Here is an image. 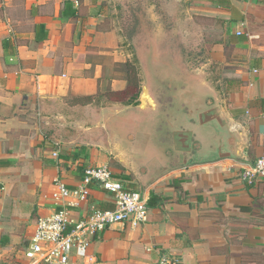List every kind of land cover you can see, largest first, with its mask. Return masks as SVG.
Masks as SVG:
<instances>
[{"label":"crops","instance_id":"obj_1","mask_svg":"<svg viewBox=\"0 0 264 264\" xmlns=\"http://www.w3.org/2000/svg\"><path fill=\"white\" fill-rule=\"evenodd\" d=\"M126 2L0 0V264H21L39 216L113 208L96 185L55 200V180L75 189L87 167L149 201L146 222L92 240L96 264H264V180L240 177L264 153V0L143 3L136 29ZM126 62L139 92L109 100Z\"/></svg>","mask_w":264,"mask_h":264},{"label":"built area","instance_id":"obj_2","mask_svg":"<svg viewBox=\"0 0 264 264\" xmlns=\"http://www.w3.org/2000/svg\"><path fill=\"white\" fill-rule=\"evenodd\" d=\"M79 6L84 0H71ZM227 172H230L228 169ZM242 180L253 185L264 180V153L255 162L243 168ZM90 185H96L112 194L111 210H94L87 216L74 219L70 207L61 206L47 216H39L26 246L22 249L21 264H96L88 248L92 240L100 236L113 224L122 223L138 226L147 220L148 207L145 196L136 191H128L121 180L108 167H87L83 171L80 185L68 189L55 180L56 201L69 198H84ZM155 264H181L176 258L163 254Z\"/></svg>","mask_w":264,"mask_h":264},{"label":"rangeland","instance_id":"obj_3","mask_svg":"<svg viewBox=\"0 0 264 264\" xmlns=\"http://www.w3.org/2000/svg\"><path fill=\"white\" fill-rule=\"evenodd\" d=\"M152 1L159 4L158 1L164 3L167 0H129L128 3L126 2V6L128 7V11L124 10L126 12V17L123 14H121L120 19L122 21L125 20L128 24H125L122 27H124V29H128L130 27H132V29L133 28L136 29L137 27L136 21H137L138 15L142 12V4L150 3ZM176 1L184 2L185 0H176ZM132 16H134L135 18H133ZM196 21L197 23H199L200 25L204 27L211 25L208 21H205V20L198 19ZM123 47L125 51H128V53L130 54H131V50L134 51L135 49L134 46H131V44L129 47L127 42L123 45ZM209 47L210 45H208V41H205V44H202V41H200L199 31L194 29L193 31V51H192V57H191V60H193L194 66L200 67L202 63L206 62V60L208 59ZM110 171L112 172L111 169ZM112 174L114 173L112 172Z\"/></svg>","mask_w":264,"mask_h":264},{"label":"trees","instance_id":"obj_4","mask_svg":"<svg viewBox=\"0 0 264 264\" xmlns=\"http://www.w3.org/2000/svg\"><path fill=\"white\" fill-rule=\"evenodd\" d=\"M5 44V43H3ZM125 69L127 74V88L122 92H106L105 96L107 99L112 101H124L126 99H134L138 92H139V86H138V80L136 75V68L130 63H125ZM81 101H91V98H85L81 99ZM264 100H262V103ZM91 187H95L93 185H90ZM125 187V186H124ZM128 191H135L134 189H127ZM149 206V201H147V207Z\"/></svg>","mask_w":264,"mask_h":264}]
</instances>
